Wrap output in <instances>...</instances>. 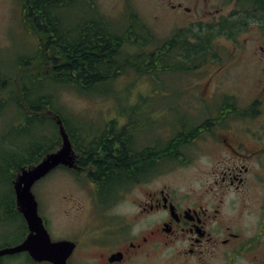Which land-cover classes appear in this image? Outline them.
I'll return each instance as SVG.
<instances>
[{
  "label": "flooded vegetation",
  "instance_id": "1",
  "mask_svg": "<svg viewBox=\"0 0 264 264\" xmlns=\"http://www.w3.org/2000/svg\"><path fill=\"white\" fill-rule=\"evenodd\" d=\"M213 6L214 13L212 0L170 6L186 23L178 30L171 71L166 60L168 82L154 83L149 97L109 100L103 123L94 115H102L101 108L88 114L95 104L66 108L62 122L75 167L54 171L67 172L85 188L88 214L85 228L67 240L75 244L68 264H147L143 260L153 256L167 262L170 256L176 264H264V0ZM69 22L52 28L64 26L67 58L85 70L74 50L86 45L82 32L75 39L84 23ZM34 37L47 53L50 46ZM47 59L49 65L40 63L54 71L56 56ZM32 62L25 59L20 67ZM31 88L27 82L18 86L24 111ZM158 93L175 95V103L168 106ZM176 111L186 117L170 118ZM45 114L58 130L56 115ZM15 217L25 235L0 250L28 235L23 216L17 211ZM17 255L50 264L27 252L0 257V264Z\"/></svg>",
  "mask_w": 264,
  "mask_h": 264
},
{
  "label": "rangeland",
  "instance_id": "2",
  "mask_svg": "<svg viewBox=\"0 0 264 264\" xmlns=\"http://www.w3.org/2000/svg\"><path fill=\"white\" fill-rule=\"evenodd\" d=\"M90 1L94 2L96 8L94 12L91 10L94 6L91 5L90 8ZM188 1L190 0H186L187 3ZM179 2L181 0H87V2L79 0V3H74L73 7L68 10L64 22L67 24L72 16L80 17L82 13L95 18L99 15L121 33L125 31L124 23L127 22L130 11L133 10L132 12L138 14L140 21L150 29L154 37L155 41L152 43L146 40L148 43L145 48L152 49L169 40L182 27V24L186 23L181 12L170 7ZM218 2L225 3V0H212L213 13V5ZM27 5L26 0H0V73L6 76L7 81L16 77L20 65L25 59H35L34 57L38 52L37 38L33 34L29 35L27 28L30 27L25 22L28 13ZM231 9L227 8L225 11L228 12ZM60 14L61 12L58 13V15ZM75 23L76 20L69 22V24L74 25ZM220 44L226 43L220 41ZM142 51L143 49L138 44L133 46L131 43H125L119 52V56L123 53V55L133 57ZM35 66H37L36 70L38 71L43 72L45 70L43 66H38V64ZM24 68L26 67L23 66ZM164 80H166V76L163 74L155 77L144 75L137 77L132 71H128L120 76L115 84L103 85L101 91L103 95L101 96L79 94L74 89L65 87V85L56 86L50 82L45 83V87L48 90L54 89L51 92L53 100L64 114H66V108L70 104L76 109L81 107L82 102L83 104H95L94 108L88 107V114L94 109L101 108L103 111L100 114L102 115L98 116L97 110L94 115L96 120L99 119L100 123H103L104 110L107 108L105 104L112 103L109 100L117 97L119 99L149 97L153 93V84ZM199 81L194 80L192 83ZM47 89H44L43 92L48 93ZM161 96L168 98L165 102L168 106L175 103V95L172 97L171 95L166 96L165 93L157 94V97ZM79 99H84V101ZM122 103L125 104L126 102ZM19 113L16 105H6L3 115L0 114V247L3 244L13 245L21 241L25 235L21 219L11 217L2 211L4 206L9 205L12 197L10 167L15 161H20L22 158L20 156L21 151L25 154L23 150L34 148L36 147L35 144L41 143L39 137L43 135L42 137L47 138L49 135H55L54 126L51 123H48V127L44 129L39 122H32L27 126L28 128L24 126L20 130L12 129V126L20 123L25 125ZM183 117L186 116L178 114L177 111L170 114V118L175 119V121ZM84 190L77 185L76 181L73 183L71 176L63 170L54 171L34 186L33 192L39 203L40 215L49 221L48 227L49 225L53 227L56 235H58L57 237L51 235L53 241L71 240L69 237L73 232H80L85 228L88 214L85 209L87 194ZM85 257H89V255L85 254ZM143 261L147 264H176V262L171 261L170 256L168 262L162 256H153ZM2 262L3 264H31L25 255L6 257Z\"/></svg>",
  "mask_w": 264,
  "mask_h": 264
},
{
  "label": "trees",
  "instance_id": "3",
  "mask_svg": "<svg viewBox=\"0 0 264 264\" xmlns=\"http://www.w3.org/2000/svg\"><path fill=\"white\" fill-rule=\"evenodd\" d=\"M87 2V0H83ZM74 3H79V0H31L30 9L28 10L26 19L30 21L28 24L34 32V35L41 39L42 44L46 43L50 46V49L46 52L43 50H37L35 59H31L32 65L23 66L19 68L18 74L11 81H7L5 75L1 74L2 86L0 87V114L4 112L6 105H16L19 109L25 125L19 124L12 126V129L20 130L24 126L28 128L32 122H39L42 125V129L48 127V123L51 122L49 117L45 114V110H51L62 121H65V115L53 100L51 92L45 87V83L50 82L56 86L65 85L69 89H74L79 94L83 95H97L101 96L102 86L107 84H115L117 79L124 75L128 71H132L137 77L141 76H161L165 73L166 60H170L169 68L171 65L170 56L177 49L179 39L177 35H180L181 31H176L173 37L169 41L160 43L155 48H145L149 41H155L150 29L140 21V17L136 12L130 11V16L127 22L124 23L125 31L119 32L114 28L112 24H108V21L104 20L98 15L97 18L86 16L82 13L80 17L75 15L71 18L76 19V24L83 21V30L78 26L77 36L79 39L82 32L85 38V44L82 47L81 44L75 45L76 55L80 58V61H85L87 68L81 69L80 66L71 65L67 58V45L69 37L65 33L64 26L57 30L61 21L64 22L67 12L73 7ZM44 4V5H43ZM96 10L94 2L90 1ZM27 8V6H26ZM61 12L60 15L58 13ZM36 20V23L33 22ZM42 20V21H41ZM40 21L43 25L41 27ZM65 23V22H64ZM54 25V26H53ZM39 26V30L35 29ZM57 27L56 30L52 28ZM32 32V34H33ZM148 40V42L146 41ZM143 41V42H141ZM125 43H131L133 46H140L143 51L138 55L129 57L128 55L119 56V52L123 49ZM48 54V55H47ZM56 56L51 65L55 66L54 71H50L45 65V70L38 71L36 64L42 66L40 62H46L49 65L47 59L48 56ZM47 68V69H46ZM15 76V75H14ZM24 82L31 84L32 94L27 96L25 103L27 106L26 111L22 110L19 105L20 91L18 86ZM36 86H38L36 88ZM131 87V85H130ZM47 89L49 92L44 93L43 90ZM31 92V90H30ZM115 92V91H114ZM89 93V94H88ZM130 93V91H129ZM40 94V95H39ZM119 99V97L114 98ZM49 107V108H48ZM3 115V114H2ZM43 132V131H42ZM54 134L49 137H39L40 144H35L36 147L21 151L20 161H15L10 167V186H11V201L9 205L3 207L5 214L11 217L17 215L14 191L12 182L16 178L17 173L23 167H30L38 164L49 152L55 151L58 146L59 140L58 130L54 126ZM24 230L26 226L23 225ZM20 242V241H19Z\"/></svg>",
  "mask_w": 264,
  "mask_h": 264
},
{
  "label": "water",
  "instance_id": "4",
  "mask_svg": "<svg viewBox=\"0 0 264 264\" xmlns=\"http://www.w3.org/2000/svg\"><path fill=\"white\" fill-rule=\"evenodd\" d=\"M1 85V80H0ZM61 146L57 151L48 153L38 164L23 167L13 180L16 210L23 216L28 235L14 247L0 250V257L27 252L37 263L68 264L67 260L75 249V244L67 241H52L51 236L39 214V207L33 188L53 170L60 166H73V152L62 120L56 116Z\"/></svg>",
  "mask_w": 264,
  "mask_h": 264
},
{
  "label": "bare ground",
  "instance_id": "5",
  "mask_svg": "<svg viewBox=\"0 0 264 264\" xmlns=\"http://www.w3.org/2000/svg\"><path fill=\"white\" fill-rule=\"evenodd\" d=\"M66 129V128H65Z\"/></svg>",
  "mask_w": 264,
  "mask_h": 264
}]
</instances>
